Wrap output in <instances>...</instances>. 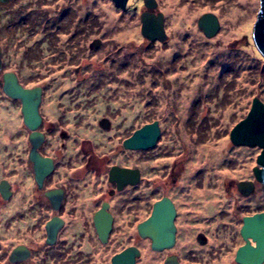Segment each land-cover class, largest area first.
I'll list each match as a JSON object with an SVG mask.
<instances>
[{
  "label": "rangeland",
  "instance_id": "rangeland-1",
  "mask_svg": "<svg viewBox=\"0 0 264 264\" xmlns=\"http://www.w3.org/2000/svg\"><path fill=\"white\" fill-rule=\"evenodd\" d=\"M142 4L127 0L122 9L111 0L0 3L5 69L18 72L22 84L42 86L47 120H56L63 103L71 102L67 109L73 111L64 115L71 140L90 136L84 124H96L104 113L117 115L121 138L129 127L161 119L156 148L135 152L143 178L134 215L118 213L103 246H72L84 257L72 264L106 263L127 245L140 248L138 264H162L170 252L183 264H238L234 254L243 243L241 219L264 211V184L255 181L247 196L236 188L239 180H254L260 148L229 139L252 98L264 102V58L251 38L260 0H157L155 11L164 16L167 39L153 45L140 33ZM206 12L219 21L211 37L197 26ZM20 116L18 104L0 87V179L13 182L20 176L18 157H25L29 146L26 133L19 132ZM95 138L106 148V136ZM171 166L177 179L166 192L178 207L176 240L170 250L154 253L136 224L151 202L146 179H159L156 173Z\"/></svg>",
  "mask_w": 264,
  "mask_h": 264
},
{
  "label": "flooded vegetation",
  "instance_id": "flooded-vegetation-1",
  "mask_svg": "<svg viewBox=\"0 0 264 264\" xmlns=\"http://www.w3.org/2000/svg\"><path fill=\"white\" fill-rule=\"evenodd\" d=\"M10 1L0 3L4 5ZM140 2L143 3L142 0ZM151 11L157 13L155 9ZM163 26L166 34L165 39L159 41L146 38L151 45L156 42L163 43L167 39L164 19ZM3 52L4 48L1 47L0 84L2 83L3 73L10 71L16 75L18 82L23 87L40 86L22 84L18 72L5 69ZM76 72L77 70H75ZM40 87L42 89L41 100L38 105L40 123L36 130L42 133L43 140L40 142L37 151L42 157L51 160L50 169L43 174L41 179L36 178L34 164L29 159L31 144L28 137L31 131L23 121L21 102L19 99L6 95L1 87L4 95L11 102L18 104L21 113L19 132L22 135L26 133L29 146L25 152V157L23 153L18 157L20 162L17 173L20 175L19 179L14 182L6 177L0 179V185L4 186L2 187L4 195L0 193V264H72L80 256L79 260L83 261L84 259L81 252L80 256L76 255L75 251L71 249L72 246H87L88 242H91L92 246H94L93 243H95V246H103L108 243L117 214L123 213L124 217L134 215L137 201L136 191L143 178L142 169L135 163V152L137 150L124 148L123 140L142 125L155 120L160 128L159 137L163 134L161 119L152 118L132 129L129 127L121 138L120 121L115 118L117 115L104 113L96 120V124H90L89 122L84 124L83 128L90 130V136L80 137L77 135L72 139L76 146H72L71 134L65 128L68 121L64 118L66 111H73L72 108L67 109L71 106V102L68 103L65 100L68 104L63 103L64 106L66 105L65 109H63V113L56 116V120H47L42 110L43 88ZM58 106L54 105V107ZM75 106H78V104ZM76 129L74 130L75 133ZM96 134L106 136L109 142L106 148L101 147L100 141L95 138ZM69 140L71 146L67 144ZM158 142L156 141L153 147L140 150L151 152L156 148ZM152 148L154 149L151 150ZM2 149L3 152L8 150L5 145L2 146ZM150 159V155H148L146 160L150 161ZM113 167L138 169L140 179L136 183H130V181L122 183L117 178L111 179L110 171ZM174 169L173 166L169 169L162 167L160 173H156L159 179L154 180L152 177L146 179L147 184L145 186L148 190L146 193L151 202L145 210L146 216L139 222L150 216L155 201L167 197L172 201L176 212L174 218L176 240L178 207L172 195L166 192L168 187L176 182L177 175L174 174ZM154 181H157V187H155L157 190H153L151 187ZM102 208L112 218L111 229L106 241L99 238L94 223L95 214ZM48 222L52 224L54 231L49 238L46 230ZM128 246L135 245H127L114 254ZM135 247L140 251L138 246ZM170 248L154 250L150 246L151 251L154 253H162V251L170 250ZM139 256L136 258V264H138ZM111 257L108 262L99 264H109ZM171 257H175V264H183L177 255L171 252L165 254L161 260L162 264H167L166 261L168 260V263H172L169 259Z\"/></svg>",
  "mask_w": 264,
  "mask_h": 264
},
{
  "label": "water",
  "instance_id": "water-1",
  "mask_svg": "<svg viewBox=\"0 0 264 264\" xmlns=\"http://www.w3.org/2000/svg\"><path fill=\"white\" fill-rule=\"evenodd\" d=\"M10 0H0L6 3ZM120 8L126 7L127 0H111ZM143 10L139 14L140 32L143 37L150 40L163 41L166 37L162 12H153L157 6L156 0H142ZM197 26L202 29L206 37H211L219 28L218 18L213 14L206 12L197 20ZM251 38L257 51L264 58V0H260L256 21L252 28ZM96 43L98 41H95ZM1 69V57H0ZM3 92L11 98L19 99L21 102V112L25 125L30 129L29 141L31 148L29 150V159L33 162L36 178L41 179L45 172L51 167V160L42 157L37 148L43 140L42 133L36 128L40 123L38 105L41 100L42 89L40 86L31 88L23 87L13 72H4L2 83L0 84ZM160 134L158 122L155 120L146 123L136 129L129 137L123 140V147L127 149H147L153 147ZM229 139L234 145L257 146L260 152L255 159V165L252 167L254 180H239L236 188L241 195L247 196L254 191L255 181L264 184V102L257 96L251 100V105L244 116L229 131ZM111 179H119L122 183L130 181L136 183L139 181V170L113 167L110 171ZM6 185V183L4 182ZM4 187L0 185V193L4 195ZM175 208L172 201L167 197H162L153 204L150 216L136 226L140 237L149 238L150 246L154 250L170 248L175 242L174 225ZM94 223L98 236L102 241H106L111 229L112 218L102 208L95 214ZM48 238L54 233L50 222L46 225ZM239 234L243 240L236 252L235 261L240 264H262L264 261V211L255 212L242 217V224ZM140 251L135 246H128L122 251L111 257L109 264H136V258ZM175 264V257L169 258Z\"/></svg>",
  "mask_w": 264,
  "mask_h": 264
}]
</instances>
